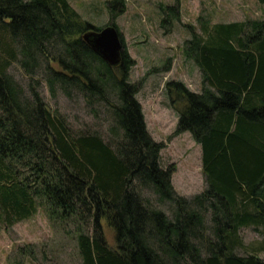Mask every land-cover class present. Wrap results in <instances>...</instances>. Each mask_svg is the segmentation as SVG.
<instances>
[{
  "label": "trees",
  "instance_id": "1",
  "mask_svg": "<svg viewBox=\"0 0 264 264\" xmlns=\"http://www.w3.org/2000/svg\"><path fill=\"white\" fill-rule=\"evenodd\" d=\"M178 6L176 0L160 8L167 12L162 26L180 20ZM107 8L113 20L124 1L111 0ZM200 20V33L187 27L183 46L201 72L200 93L179 81L165 84L178 112L175 134L189 133L202 151L207 188L187 199L173 189L172 170L160 164L162 145L146 130L122 36L121 62L110 67L81 39L102 28L68 0H0L3 229L41 209L75 240L82 264H264V22ZM13 63L31 80L28 96L8 73ZM41 64L51 96L76 90L89 106L107 108L108 143L96 133L73 132L51 111L33 83ZM242 229L260 232L261 240L245 245Z\"/></svg>",
  "mask_w": 264,
  "mask_h": 264
},
{
  "label": "rangeland",
  "instance_id": "2",
  "mask_svg": "<svg viewBox=\"0 0 264 264\" xmlns=\"http://www.w3.org/2000/svg\"><path fill=\"white\" fill-rule=\"evenodd\" d=\"M109 1L68 0L90 24L103 28L113 22L117 27L124 49L133 61L129 80L139 85L136 99L141 105L146 130L155 142L162 145L161 167L172 170L171 183L177 195L190 199L207 188L202 171V151L189 133L175 134L178 112L170 106L165 84L179 81L192 92L201 91L200 71L183 54L184 42L190 39L187 27L199 34L201 17L210 25L264 22V4L258 0H178L180 20L172 21L171 26H162L167 12L160 8L174 6L176 0H123L124 9L113 20L107 8ZM167 59H170V66L165 70ZM8 73L28 96L31 80L21 67L13 63ZM45 75L44 64H41L35 71L33 83L36 85L35 81H38L37 89L51 111L63 118L73 132L96 133L108 143L112 138L108 132L112 118L107 108L101 103L89 106L76 90H72L69 97L60 90L51 96L41 79ZM110 97L115 101L113 96ZM176 106L180 109L183 104L180 101ZM143 195L155 199L150 191H144ZM159 206L172 216V207L168 204ZM61 228L52 226L41 209L29 220L9 229H3L0 224V264H82L75 240ZM103 229L108 245L112 246V231L105 223ZM239 235L245 245L257 243L262 238L260 232L251 229H242ZM236 253L245 255L244 250ZM259 257L264 259V254Z\"/></svg>",
  "mask_w": 264,
  "mask_h": 264
},
{
  "label": "water",
  "instance_id": "3",
  "mask_svg": "<svg viewBox=\"0 0 264 264\" xmlns=\"http://www.w3.org/2000/svg\"><path fill=\"white\" fill-rule=\"evenodd\" d=\"M81 39L110 67L120 64L123 44L114 25L109 24L99 31L86 32Z\"/></svg>",
  "mask_w": 264,
  "mask_h": 264
},
{
  "label": "crops",
  "instance_id": "4",
  "mask_svg": "<svg viewBox=\"0 0 264 264\" xmlns=\"http://www.w3.org/2000/svg\"><path fill=\"white\" fill-rule=\"evenodd\" d=\"M200 74H201V72H200ZM193 92H195V93H200V90H199V91H193ZM250 97H251V98H250ZM248 98L253 99V98H255V96H253L252 94H250V96H248Z\"/></svg>",
  "mask_w": 264,
  "mask_h": 264
}]
</instances>
